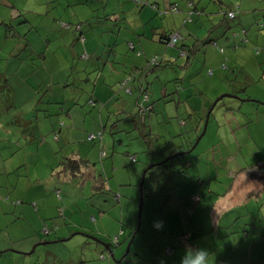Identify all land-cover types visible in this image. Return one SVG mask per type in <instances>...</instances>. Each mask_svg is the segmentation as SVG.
<instances>
[{
	"label": "crops",
	"instance_id": "crops-1",
	"mask_svg": "<svg viewBox=\"0 0 264 264\" xmlns=\"http://www.w3.org/2000/svg\"><path fill=\"white\" fill-rule=\"evenodd\" d=\"M72 1L76 3V7L72 11L74 16L69 20L74 27V29H71L72 40H74L76 36V43H73L70 47L72 49V58H70L72 68L66 69L65 72L68 78L70 74L75 72L74 70L76 69L73 68H77V72L81 71L83 74L93 71L94 73L88 76L89 80H92L89 81V83H94L91 94L99 97L112 91V88H108V84H113L115 81L120 80L123 76V67L125 69V67H128L131 63L136 64L134 63L135 61H140L144 64L143 57H138L132 52H127L126 49H128V46L123 43L133 41L135 49L142 50L145 56H150L152 54L160 55L162 46L156 42L158 36L155 35V33L165 34L174 32V30L182 32V29L174 28L176 25L177 27H182V22L189 19L188 15L190 13V7H188L186 2L187 0H182L181 3L183 4H178V7L180 12L186 16V19L180 14H173L174 16H170L166 23H162V20L157 17L155 10L147 6H137L132 0H118L117 4H113L109 7L111 8L110 10H108V8L106 9L105 6H108L107 4L110 3L111 0H70V2ZM172 1L173 0H158V10L167 11L168 5L174 3ZM192 1L194 2V0ZM235 3L240 4V11L236 14L237 19L234 21L235 27L221 23L220 17L214 14V12H223L221 7L214 11L204 6H199L195 2V11L199 13V16L192 13L190 20L197 19L201 23V27L207 30L208 33L212 31L210 39H216L219 45L225 47L224 54L228 59L227 65L235 69L242 64L249 63L246 64L249 66L252 64L253 67L251 69L253 73H255V78L260 75V71L264 70V38L259 44L262 38L260 36L262 34V36H264V32L262 33L261 31L254 37L246 24H249L250 20L254 21V18L249 16V12L259 9L260 12H264V4L260 3V0H237ZM99 4L104 7L96 8L95 5L98 7ZM48 8V0H0V32L1 27H4L6 32V34L4 33L3 35L0 33V39H2L5 44L11 37L17 38L16 45H19V52L16 53L17 55L15 54V56L10 58L14 61L9 59V61L3 62V69L0 70V80H6L13 89L15 95L21 94L19 89L27 88L29 91L32 89V85L29 83V77L32 72L29 70L28 64H32L36 60L41 64H45L48 61L47 54L51 40L45 39L44 43L43 38L41 40V38H39L40 35L37 34L39 32L38 28L35 32L32 31V28L41 27V29L49 34L58 33V36L61 35L59 32L61 29L59 27H61L64 22L59 19L57 14L51 13ZM101 11H103L102 16L100 15ZM260 12L251 16H261ZM108 15L113 19L107 20L105 16ZM129 19H131L130 25L128 24ZM190 20L185 22V27L192 28L198 26H189L192 21ZM254 23H256V20ZM168 24L172 26L169 27ZM201 27L199 29H201ZM253 27H255V24ZM240 28H245L247 30L249 42L246 44L248 45L243 46L242 44L243 47L240 46L237 50L234 48L232 49L233 41L230 39V33L233 31L237 32ZM204 29H201L200 35L205 33ZM261 29L262 28L257 26L254 30L260 31ZM7 33H9V35H7ZM183 33H187L186 28ZM67 36L68 35H61V38L66 39ZM82 36L83 39L80 38ZM121 37H123V39L117 42V39ZM80 39H82V43ZM235 39L239 41V36H236ZM253 46H260L262 50H259V53L255 54L252 49ZM66 48H68L67 45ZM203 50V59H206L204 61L205 66L199 67L197 65L196 72L195 70L188 69L187 72L178 71L179 73L177 74L171 72L174 71V69H171L167 76H165L163 73L164 70H161L162 75L159 76V79H157L155 83H153L155 78L151 79V90L154 91L153 95H151V101L155 99V104L159 108L160 105L163 104V108L170 113V103H168L170 99L168 98L178 96L179 99L184 102L186 97H192L193 93L187 90L184 85H179L180 90L176 92V87L178 85H176V82L169 81L171 77L175 78V76L180 78L193 77L191 84H195L202 88L203 86L200 83L201 80L203 78L205 80L208 79L211 87H208L209 93L203 94L206 100H212L213 97L219 93L227 91L228 84L225 78H233L234 72L227 71V68L224 69L222 67L224 58L221 54L218 53V56H216L215 52H212L214 50L213 46L208 45ZM83 53L89 55L90 58L83 59L81 57ZM121 54L124 55L119 57L118 55ZM116 56L119 58H116ZM57 58L58 57L55 59ZM166 58L167 60L171 59L167 56ZM5 60L3 52L0 51V65L2 64L1 61ZM240 60L244 61L241 65H238L237 62ZM255 63L258 67L255 66ZM182 64L183 62L180 63V65ZM181 70H183V68ZM38 72L39 70L36 71V74H38ZM189 81L190 80H187L186 85ZM20 82L23 83L20 84ZM63 83H65V81ZM62 84H60V86ZM112 87L115 89V85ZM254 88L255 87L250 85L248 90H254ZM67 91L68 89H64V91L60 89V94L66 93ZM173 104L175 105L174 111L182 107L184 112L191 115L188 121L185 122L186 125H184L186 127L185 130H188L189 138H194V130H198L199 133L202 126V124L200 125L198 105L188 104L187 107H184L182 104H179L177 107L175 101H173ZM74 109L71 110L72 114ZM193 110H195V113ZM47 111L53 114L51 119L46 118L50 126L46 129L51 131L56 127L55 125L58 124L57 121L61 119V116L58 115L59 110L57 106H47ZM95 115V111L93 110L92 116L95 117ZM101 117H103V115H101ZM80 118L81 117L75 113V119L79 120ZM156 118L157 116L153 117V120H156ZM102 119L104 120V117ZM72 120H74V114ZM238 123V119L236 120L232 115H228L226 120L215 119L214 121H209L207 126V130H209L208 139L204 138V134L197 144V146L202 144L200 150L201 156H199V158H207L208 163L202 165L199 163V160L196 162L197 165L193 172L195 178L186 177L187 174L180 175L176 173L177 175H174V179L168 182L155 179L157 180L155 183L156 185L154 186V183L152 185L154 186L152 194L154 193L153 197H155L150 198L147 203V208L152 211H148V219L146 222V227L154 230L152 233L154 235H148L149 240L147 245L150 247L138 253V259L141 260L142 263L145 264V262L150 259L152 264H181V259L188 249L196 250L205 248L214 254L215 264H264V237L240 235V231L247 227L245 225H250L252 221L254 226L247 231H252L254 234L264 233V200L259 207L260 210H258L257 205L259 202L250 198L253 197L252 194L249 196L250 192H255L262 188L261 183L249 181V186L237 187V185H233L235 182H233V177L230 176L231 183L229 185L231 186L228 185L224 191L219 188L220 184H223L218 180L219 176L223 174L222 158L225 159L227 157L232 161H236L235 165L237 167H239L240 160L241 164L245 167V162H243L237 152H234L236 146L233 141H235L236 145L253 141L251 131L253 123L249 122L246 124V132L244 133L242 130L244 128L242 126H245L244 123L241 125H238ZM163 124V126H160V129L158 128V131H164L163 135H159V137H177L176 132L179 130L170 129V120L167 122L164 121ZM260 130L264 134V126L260 127ZM116 132L119 131L116 130ZM79 135V132H66L64 136L62 135V140H59L58 143L69 146L70 150L77 151L79 155L83 157L86 156L90 161L94 160L92 156H89V152L86 153V144L79 141L78 143L74 142L79 139ZM182 139L183 138L179 137V142H183ZM116 141H118V139H115V137L111 135V137L106 138L105 144L108 148H110L109 145L114 147ZM187 141H190V139L187 138L186 142ZM13 148L15 151H18V147L15 144ZM147 148H149V146H147ZM111 149L112 156L109 159L103 161L101 165L98 164V166L94 165V167L90 166L85 169L86 184H92L91 187L94 190L96 188L98 189L99 184L102 182L99 176H105L106 174L114 177L117 172L122 171V168H125L124 171L127 172V163L128 161L131 162L128 156L124 154V151L122 152L123 149H121V147H117L116 151L118 152H115L114 148ZM148 151L150 153L149 149ZM214 151H216V155L210 158L211 152ZM34 154L38 159L36 167L33 168V172L37 174L38 169H40L44 173L51 174L53 167L56 165L55 160L57 158L53 155V150L47 145L38 146ZM66 154L67 153H65V155ZM253 155L256 161H253L251 164H255L259 161L264 164V157L257 156V154L255 155L254 153ZM9 157L8 159L10 162H15L16 165L6 170L5 158H0V196L20 200V203L14 205L0 202V211L3 214L0 218V225H5L4 227L6 228L5 232L0 227V234L5 236V233H7L0 241V264H22L24 259L17 260L15 257L16 255H22L11 249H19V252H26L31 245L37 243L35 245L37 246L38 243L43 240L40 238L42 236H40L39 232H41L40 229L44 227L52 228V225H46V221L54 217L55 208L53 205L56 204L57 198L54 193V196L48 193V191L52 189L51 186L43 184L40 180H36L34 183L25 181V177L30 175L31 171L26 168L24 171V169L21 168L24 166L25 160H22L18 154L12 156L10 153ZM210 160L212 161L211 163ZM136 161L135 157V162ZM150 162L148 165L153 164ZM217 167L221 168L217 169ZM131 170L136 172L137 167H132ZM196 180H199V182L195 183ZM102 185L104 189L103 192H105L107 186L115 192H118L119 194L115 196V199L121 204L123 193L121 187L124 186L122 181L119 180L118 183H116L118 186L117 189L112 187L109 181L106 182L104 180ZM200 186L203 188L202 195L206 191V194H204L205 198L203 197L202 201L204 208L197 211L196 214L193 213L191 217H188L187 208L190 203L189 196L197 193L199 189L201 190V188H198ZM233 188H236L237 191L233 192ZM56 190L58 189L55 188V191ZM96 193L102 195L99 189L95 191L94 195ZM102 197L105 198L104 196ZM91 202L92 201L89 200V203ZM106 202V200H103V203ZM33 203H36L37 211L33 210ZM92 205L97 204L93 202ZM89 207L90 205L86 208L83 207V212H87L90 217L91 214L96 213L94 210L89 209ZM97 216L99 219H102L100 215ZM257 217L259 218L255 220ZM91 218L92 220L94 219L93 217ZM69 221H71V218ZM157 221H162L165 229L162 227L157 230L153 226ZM65 222L67 225L64 224V222L63 225L69 226L68 222ZM11 224H19L20 226L9 228L8 225ZM86 227H88L87 230L76 228L73 232L70 231L71 227H68V229H66L67 231L56 229L58 230L57 233L54 232L53 234H55L56 238L61 237L60 239L68 237V240H65L66 242L72 240L77 235L74 234L75 231L82 233L87 232V234L92 233L96 238V233H99V231L107 237L109 235L116 237L119 231H123L121 228L117 231L114 220L107 225L108 233L106 232L107 230H103L102 228V230L95 229L97 232L94 234V229L90 228L91 225L89 223ZM185 227L189 229L190 236L187 237V240H185L183 236L177 239V237L182 234ZM233 228H235V230ZM36 231H38L37 234ZM18 232H26L27 237L20 239ZM33 232H35V234ZM69 232L72 234L67 236ZM23 240H25V248L14 247V243L23 242ZM166 245L173 246L172 256L170 257L163 254L162 249Z\"/></svg>",
	"mask_w": 264,
	"mask_h": 264
},
{
	"label": "rangeland",
	"instance_id": "rangeland-1",
	"mask_svg": "<svg viewBox=\"0 0 264 264\" xmlns=\"http://www.w3.org/2000/svg\"><path fill=\"white\" fill-rule=\"evenodd\" d=\"M49 1V10L53 14H57L59 16V19L63 21V24H68V27H64L62 24L61 27H59L61 30L59 31L61 35H68L66 39H62L61 35H57L56 33H47L41 27H33L32 31L35 32V30L38 28L39 32L37 33L40 35L39 38H43L44 43L45 39L51 40L50 48L47 54L48 61L45 64H41L36 60L32 64H28L29 70L32 72V74L29 77V83L32 85V89L30 91L27 88L19 89L21 91L20 95H16V107L21 106L19 108V111L22 112L24 115V120L19 121L20 127L18 129H10V125L8 123V118L13 120L11 118V115L7 116V112L5 111L8 109L7 107H2L0 105V139L3 137L4 141H0V158H5V169L8 170L9 168L16 165L15 162H10L8 158L10 153L12 156H15L16 154L19 155V157L24 161V166L21 168L28 169L31 171V174L25 177V181L30 183H34L36 180H40L43 184H47L48 186H51L52 189L48 191L49 194L54 193L55 197L59 200L58 202L56 200V204H54L55 212L54 217H52V220H47V224L51 226L53 224H58V230L61 229L62 231H67L68 227L70 228V231L73 232L76 228H82L86 229V225L89 223L91 225L90 228L94 229V234L97 232L95 229L98 230H107L108 233V227L107 225L113 220L115 221V225L117 227V231L119 228L123 230V234L119 237V242H123L120 246H115L112 242L113 235H109L108 237L106 235H103L102 232H97V238L95 240H88L83 238L80 235L75 236L72 240L68 242H53L46 245H37L35 250L30 253L32 250V247H34L37 243L31 245V247L26 252H19V249H11L14 252L20 253V255H16V259H24L22 264H60L62 262H74L79 260H87L91 261L89 264H107L110 262L111 264H115L114 260L117 262L120 257L124 255V252L126 250L125 245V239L127 238L128 234L133 231L135 228H138V231L136 233V239L133 241L132 245L130 246V249L128 253L124 256L122 260L119 261L117 264H141V261L136 260V254L139 253V250L141 247H139V243L141 242L140 237L146 230V222L148 219V210H147V203H145V208L143 209V212H141L139 216V197H140V190H139V183H140V177L142 174L143 169L147 167L148 163H159L164 161L168 156H170L174 150L180 145L179 138H171L170 136L166 137H157V139H153L150 141L149 148H147V144L143 141V139L140 137L138 131H136L133 128V125L131 126L132 119L130 121H123V122H116V117L111 116L113 118L114 123L111 126H108V130L106 131V137H111L110 132L112 130V136L115 137V139L121 140V143L118 141L115 142L114 147L111 145L110 148H114L115 152L117 147H121L122 152L124 151V154L127 156L134 155L136 157V162H129L127 163L126 170L125 168H122V171H119L116 173V176L111 177L110 175L103 176L104 180L106 182H110L112 187H115L116 189L118 186L116 183H118L119 180L122 181L121 188L123 189L122 193V202H117L115 199V196L118 195V192H115L113 189H110L107 186V189L105 192H102V195L100 193H95V190L92 189V184H86L87 179L83 178L82 180L77 177H70L69 179L63 178L62 176L58 175V170L54 169L51 172V174H47L42 172L40 169H38L37 174L33 172V168L37 165V159L38 157L34 154L36 152V148L38 146L47 145L52 150L57 151L59 149L60 143H56L52 140V132L47 130V127L49 126V123L47 122L46 118L43 116V110H47L46 106H52V101L54 100H60V90L59 86L64 81L66 84L71 83L72 77L67 78V73L65 72L66 69H71V63L70 58H72V49L70 48L71 45L75 42V39L72 40V30L74 29L72 22H70V18H72L74 15L72 14V11L76 7V3L73 1L70 2V0H48ZM118 0H111L110 3H108V6H105V8L110 10L109 8L113 4H117ZM135 5L141 6V7H150L153 10L152 4L153 0H132ZM160 1V0H159ZM177 1V2H175ZM182 0H173V5H176V8H178L177 12H167L162 15H158L157 17L162 20V23H166V21L169 19L170 16H174L173 14H180L181 16H184V19H186V16L180 12L178 4L181 5ZM237 0H194L196 4L199 6H204L205 8H208L210 10H217V8L221 7L223 11L227 10V8H232L235 10V5ZM180 2V3H179ZM187 5L190 8H195V4L193 1L187 0ZM158 3V0H157ZM260 3L264 4V0H260ZM172 5V4H170ZM168 5V7L170 6ZM96 8H103L102 5H95ZM207 9V11H208ZM260 10V9H259ZM259 10L249 12V16L254 18V21L256 20V23H254L253 20H250L249 24H246L247 28L251 31V33L256 37L259 32H264V12H260ZM98 11V10H97ZM240 11V10H239ZM209 12V11H208ZM260 12L261 16H251L255 15ZM103 11L100 12V15L102 16ZM215 15H218L221 20L223 17L220 12H214ZM237 19V18H236ZM129 19L128 24L130 25ZM70 22V23H68ZM185 22H182V27H176L179 29H182V31L185 30ZM61 24V23H59ZM227 24L229 26H234V20H228ZM236 24V23H235ZM255 24V27L253 25ZM169 27L172 26L168 24ZM71 26V27H69ZM237 26V25H236ZM259 26L262 28L260 31H256V27ZM165 27V25H164ZM179 30H174V32H177ZM2 35L5 32L4 27H1ZM35 34V33H33ZM9 35V33H7ZM36 35V34H35ZM75 35V34H74ZM263 35V34H262ZM260 39L259 44L261 43V40L263 41L264 36ZM1 38V36H0ZM83 39V36L80 37ZM8 39V38H7ZM82 39H80L82 43ZM123 39V37L118 38L117 42H120ZM254 39V38H253ZM17 38L11 37L6 41L4 44L2 39H0V51L3 52V55L5 57V61H1L2 64L0 65V70L3 69V62L9 61V59L13 56H15L16 53L19 52V45H16ZM124 45L127 43H123ZM66 45L68 48H66ZM81 47V46H79ZM259 47V50H262ZM127 52H130L128 49H126ZM264 51V49H263ZM17 55V54H16ZM124 54L118 55L119 57H122ZM116 56V58H119ZM58 57L57 59H55ZM14 61L13 59H10ZM52 60V61H51ZM178 61L183 62V58H178ZM244 60H240L237 62L238 65H241ZM119 62V61H117ZM77 64V63H76ZM80 64V63H79ZM18 66V65H17ZM255 66L258 67L255 63ZM20 68V67H19ZM241 68H245L242 77H245V81L242 79L239 80L240 84L239 86L246 84H249L250 79L255 76V73L252 71V66L242 64L241 66H238L235 68L237 71H240ZM39 70L38 74H36V71ZM157 72V71H156ZM153 78V76H152ZM255 82V81H254ZM23 82H20L22 84ZM257 83V82H256ZM236 88L229 89L230 91H233L236 89L239 91L243 87H239L237 84H234ZM251 86L255 87L254 90H248L249 95H251V99L264 103V83H252ZM18 89V88H17ZM68 89H70L67 92V95H65L64 99L65 101H68V98H75L76 95H74V89L71 86H68ZM226 94V93H224ZM229 94V93H227ZM241 96H243L244 93L240 92ZM247 95V94H246ZM247 95V96H249ZM67 97V98H66ZM256 97L258 99H256ZM2 97L0 96V100ZM79 101L83 104L85 100L87 99L86 96L77 97ZM101 99L97 103V107L95 108V111L98 112V110H102V115L104 117V120L107 121V117L110 115L108 113L109 110H111V106L103 107L100 103ZM2 102V101H1ZM1 104H4V100ZM114 104V103H113ZM239 107L238 113L235 112L236 117L239 119L238 125H241L244 123L245 126L242 130L243 133L246 132V124L251 121L253 124L251 126L252 131V138L253 141H248L246 144L240 143L235 144L236 149L234 152H237L240 156V158L245 162V167L249 164H251L253 161H256L253 153L264 155V134L261 132L260 127L264 126V106L263 105H256V103H239L232 97H224L219 102L218 105L214 108L209 121H214L215 119H223L226 120L229 114L224 113L225 109H229L232 106ZM170 113L167 115L163 114L165 116H169L171 119L170 129H177V130H185V126L178 125L177 120L174 118V104L170 103ZM240 112L245 113L247 118H244ZM134 113V112H133ZM155 113L157 115H160L159 111L157 110V107L155 106ZM12 114V112L10 113ZM96 119L99 121V117L96 115ZM233 117V116H232ZM178 118L185 119L186 117L184 115H178ZM235 118V117H234ZM237 118H235L237 120ZM169 119V120H170ZM188 121V120H187ZM16 124V123H15ZM128 125V127H127ZM163 122L160 123V126H163ZM25 128V129H24ZM120 129L119 132H115L116 130ZM45 129V130H44ZM207 130V129H206ZM18 131H25L26 135L22 136L20 138V141L18 140V137L16 136V132ZM186 131V130H185ZM157 136L163 135L164 131H154ZM243 136V135H242ZM209 137V130L205 133V139H208ZM153 138V137H151ZM43 139V140H42ZM192 140V137L190 138ZM242 139V137H241ZM252 140V139H251ZM17 144L19 150L15 151L13 146L14 144ZM146 145V146H143ZM202 148V144L197 146L193 152L190 154H184L181 156H178V158H173L168 161H166L164 164H161L160 166L154 167V176L152 179L154 180L155 175H157V180H163V181H171L174 179V175H177L176 173H173V175H163V172L168 173L170 170H175L177 168L185 169L184 167H187L190 165L191 167L188 169L189 174L193 175L194 169L196 168L197 163L195 162V159L202 165H205L208 163L207 158H202L200 155V150ZM150 150L149 151L147 150ZM112 150V149H110ZM111 152V151H110ZM214 155H216V151L211 152L210 158H212ZM57 158L55 160L56 164L58 160H60L61 156L60 154L56 155ZM212 161L210 160V163ZM218 162V161H217ZM223 165L225 164L224 161L222 162ZM182 164L184 167H180L179 165ZM244 164V163H243ZM137 167V171L133 172L131 170L132 167ZM212 167V166H211ZM244 166L241 164L239 160V168H243ZM221 167H217V169H220ZM236 169V165L233 161H229L226 165V167H223V174L219 176V181L223 184H220V187L222 191L225 190V188L231 183L230 182V176L233 177V182H235L233 185L238 186H249V183L246 182V180H243L241 177V174L238 173L239 171ZM229 173V174H228ZM237 173V179L234 178V176ZM121 175V177H120ZM179 177V176H178ZM126 181V182H124ZM232 182V183H233ZM148 184H151V182L146 181L145 182V188H147ZM231 186V185H229ZM55 188L59 190L58 196L55 192ZM237 191V189L233 188V192ZM53 195V196H54ZM104 196L105 198H103ZM9 198V197H6ZM89 200L92 201L89 203ZM103 200H106V203H103ZM0 202H6V203H13L12 198H9L8 200L5 199V197L0 196ZM96 203L97 205H92ZM89 209H92L95 211L96 214H91L90 217L87 212H83V207L86 208L89 206ZM100 206V208H99ZM143 208V203H142ZM141 208V209H142ZM142 211V210H141ZM97 215H100L102 219H99ZM3 216L2 212L0 211V218ZM91 217L94 219L92 220ZM71 218V221L69 219ZM96 222H95V221ZM67 221L69 226L63 225V222ZM141 223V227H140ZM5 225H0V227L6 232ZM9 228H15L20 226L19 224L16 225H8ZM76 227V228H75ZM140 228V229H139ZM165 229V226H163ZM57 230V231H58ZM56 231V233H57ZM38 231H36L37 234ZM35 234V232H33ZM26 232H18V236L20 239H24L27 237ZM72 234V233H70ZM69 234V235H70ZM7 233H5V236ZM42 235V233H41ZM67 235V236H69ZM3 234H0V241L2 238L5 237ZM41 239L49 238L54 239L55 234H52L48 237H40ZM145 243L143 245H146V242H148V239L144 240ZM25 240L23 242H16L14 243V247L25 248ZM106 246L111 249L114 256L113 259L110 258L109 252L106 249ZM143 248L146 249V246ZM16 253V254H17ZM100 254H103L105 259H102ZM24 255V256H23ZM145 264H152L151 260L149 259Z\"/></svg>",
	"mask_w": 264,
	"mask_h": 264
},
{
	"label": "trees",
	"instance_id": "trees-1",
	"mask_svg": "<svg viewBox=\"0 0 264 264\" xmlns=\"http://www.w3.org/2000/svg\"><path fill=\"white\" fill-rule=\"evenodd\" d=\"M189 1H192V0H189ZM156 5H157V1H156ZM239 5H240L239 3H236L235 10H233L232 8H227V10L221 12L223 14L222 15L223 17L220 20L221 23L227 24L228 20H234L235 21L236 14L239 12ZM154 10L159 15L163 14V13L160 14V10H158V7ZM166 10H167V12H171L168 10V8ZM192 13H195L197 16H199V13H197L195 11V8H190V13L188 15L189 19H187L188 21L190 20V16ZM105 18H107V20L113 19L109 15L105 16ZM187 20H185V21L187 22ZM193 25H198V26L192 27L193 29L190 27H184L187 29L186 34H184L183 31L182 32H180V31L169 32V33H165V34L164 33L163 34L155 33V35L158 36L156 39V42H158L162 46V51H161L160 55L159 54H157V55L152 54L150 56H145V54L142 50L135 49V44L133 41H128V43H127L128 50L130 52H132L133 54L137 55L138 57H143L144 64L141 63L140 61H135L134 63H136V64L131 63V64H129L128 67H125V69L123 67L122 68V71L124 70L122 72L123 76L120 78L119 81H115L113 84H108L109 85L108 88H112V91L110 93H106L105 94L106 96L104 95L105 97L104 96L99 97V96H96L94 94L93 95L91 94L92 86L94 83H89V81H92V80L91 79L89 80L88 76L90 74H93L94 73L93 71H90L89 73L85 72V74H83L81 71L77 72V70H78L77 68H73L76 70H74L75 72H73L72 74L69 75L70 78L72 77L71 83H69V84L63 83L58 88H59V90L61 89V91H64V89H68V86H71L74 88L72 90H74V94H76V97L75 98L74 97L68 98V101H65L64 97H65V95H67V92L70 90V89H68V91L66 93L60 94L62 97V98H60V100H54V101H52V103H49V104L54 105L55 107L56 106L58 107V110H59L58 115L61 116V119H59L57 121L58 124L57 125L54 124L56 127L53 128L50 132H52V140L56 143L59 140H62V135L64 136L66 132H72V133L73 132H79L80 133L79 139L74 141V142L78 143V141H79V142L86 144V146H87L86 147V150H87L86 153L89 152V156H92L94 158V160L90 161L89 159L86 158V156L83 157V156L79 155L77 151L70 150L69 146H66L64 144H60L59 149L57 151L54 152V150H53V155L55 157H57L56 155H58V154H60V156H61L60 160H58L56 166L54 167V169L58 170L59 176H62L63 178H66V179H69L70 177H77V178H80L82 180L83 178H85V175H86L85 169H87L90 166L94 167V165H97V166H98V164L101 165V163L103 161L109 159L112 156V150H110L111 148H108L105 144L106 138H107L106 137V131L108 130V126H111L114 123V120H113V118H111V116L116 117V122H123V121L126 122V121H130V119H132V122L130 123L131 126L133 125V128L136 131H138L140 137L147 144V146H149L150 141H152L153 139H157V137H159V135L157 136L154 131H158V127H159L160 123H162L164 121L167 122L170 119V117L169 116L164 117L163 114L167 115L168 112L163 108L164 107L163 104H161L160 108H159L155 104V102H156L155 99H154V101H151L152 100L151 95H153V93H154V91L151 90V83H152L151 79L155 78V80L153 81V83H155V81L157 79H159V76L162 75L161 70H164L163 73L165 76H167V74L170 72L169 70H171V69H174V71H171V72H175L177 74L179 73L178 71H186L187 72L188 69L195 70V72H196V66L197 65L199 67L205 66L204 61L206 59H203V55H204L203 49L208 45L213 46L214 50L212 52H215L216 56H218V53L223 56L224 60L222 61V67L224 69L227 68V71L234 72L233 78H225L226 83L228 84L227 91L219 93L218 95L213 97L212 100H206V98L203 94L209 93L208 87H211L210 82L208 81L207 77H206L207 80H205L203 78L200 82L203 86V88H202V87H198L195 84H191L193 77L192 78H189V77H183V78L181 77L180 78V77L175 76V78L171 77V79H169V81L170 82H176V85H178L176 87V92L178 90H180L179 85H184L187 88V90H189L191 93H193V95L191 98L186 97L184 102L181 101L178 96L168 98V99H170L168 103H173V101H175L177 107L179 104H182L184 107H187L188 104L189 105H193V104L198 105L200 125L202 124L200 132L202 131L205 115H206L209 107L211 106V104L213 103V101L215 99H217L220 95H223L224 93H226V94L229 93V95H231L232 98L235 99L236 101H238L239 103H244V102L256 103V105H263L264 106V103L252 100L251 95H249V93H248V87L252 83H255V84H257V83L261 84L262 82L264 83V70L260 71V75L256 76L255 78L254 77H252V79L249 78L251 81V82H249V84H246V82H244L245 83L244 85L239 86V84H240L239 80L240 79L245 81V77L244 76L242 77V74H243L245 68H241L240 71H237L233 67H230V65H227L228 59L224 54L225 47H222L221 45H219L217 43L216 39H212V38L210 39V35L212 34L211 33L212 31L209 30L210 32L208 33L207 30H205L203 27H201V23L197 19H193L190 22L189 26H193ZM200 27H201V29L205 30L204 34L200 35V31H201V29H199ZM189 31H191V32H189ZM172 33H177V35H178V37L174 40V42L171 40V37H170L171 36L170 34H172ZM207 34H209V35H207ZM236 36H239V41L237 39H235ZM230 39L233 41L232 42V49L234 48L236 50L238 48H240V46H242V44H243V46L248 45L246 43L249 42V37L247 36V30L245 28H240L237 32H235V31L231 32L230 33ZM130 44L132 45L131 47H130ZM252 49H253V52L255 54L259 53V48L253 46ZM166 56L170 57L171 59L167 60ZM81 57L83 59L90 58V56L87 55L86 53H83L81 55ZM179 57L183 58V64L182 65H180L181 62L178 61ZM246 64H249V63H246ZM125 65H128V64H125ZM260 65H262V64H260ZM250 66L253 67L252 64H250ZM182 68H183V70H181ZM189 74H192V73H189ZM152 76H153V78H152ZM87 77H88V79H87ZM225 77H227V76H225ZM187 80H190V81L186 85ZM177 82H178V84H177ZM233 84H237L239 87H243V88H241L239 91H237L236 89H234L233 91H230L229 89L236 88ZM114 85H115V89L112 87ZM75 91H76V93H75ZM240 92L244 93L243 96H241ZM246 94L249 96H247ZM0 96L2 97V99L0 100V105L2 107L8 108L5 110L7 112V116L11 115V118L13 119L12 121L10 118H8V120H7L9 125H10L9 128L10 129L11 128L12 129H18L21 126L19 121L23 122L24 115L22 114V112L19 111V108L21 106L16 107V95L14 94L13 89L9 86V84L6 80H0ZM81 96L87 97V99L85 100V102L83 104L81 103V101H79V99H77V97H81ZM168 96H170V95H168ZM100 99H101L100 103L102 104L103 107L114 105L113 107L111 106V108H110L111 110L108 111V113H110V115L107 117V121H104L102 119L103 117H101L102 110L99 109L98 112L95 111V108L97 107V103L99 102ZM3 100H4V104H1L3 102ZM217 105H218V102L215 105V107ZM155 106L157 107V110L159 111L160 115H157L155 113ZM214 108H213V110H214ZM46 109H47V106H46ZM72 109H74V111H73L74 120H72V116H73V114L71 112ZM174 109H175V105H174ZM93 110L95 111V114L99 117V121H98V119H96V117L92 116ZM213 110H212V112H213ZM238 111H239V107L237 105V107L232 106L229 109H225L224 113L232 115L233 117L237 118L235 115V112L238 113ZM11 112H12V114H10ZM193 112L195 113V110H193ZM212 112L210 113V116H211ZM75 113L78 116H80L82 118V120H81V118L79 120H76L75 119ZM174 113H175L174 118L177 120L178 125H181V126H185L186 125L185 122H187V120L191 116V115L187 114L186 112H184L182 107H179V109L174 111ZM240 113L242 114V116L244 118L248 117V116L246 117V115H244L245 113H243V112H240ZM179 114L184 115L186 118L185 119L178 118ZM43 116L45 118L51 119L53 114L49 113L47 110H43ZM155 116H157V118H156V120H153V117H155ZM209 120H210V117H209ZM209 120H208V123H209ZM170 121H171V119H170ZM249 122H251V121H249ZM117 130L120 131V129H118V128H117ZM200 132L198 133V130L195 129L194 130V138L192 137V140H191L188 136V130L187 131H185V130L177 131L176 136L178 138L179 137L183 138L182 139L183 142H180V145L176 148V150H174L173 153L170 156H168L166 159L170 160L171 159L170 157L173 155H174L173 158H178V156H181L184 154H190L191 152L190 153H186V152L192 147L195 139L198 137ZM16 134H17L16 136L18 137V140L20 141L21 135L22 136L26 135V132L25 131H18V132H16ZM60 135H61V137H60ZM111 135H112V130L110 132V136ZM151 137H153V138H151ZM173 138H175V137H173ZM187 138L190 139V141L186 142ZM0 141H4L3 137L0 139ZM118 142L120 143L121 140H118ZM15 145L17 146L16 143H15ZM71 145H75V144H71ZM196 147H197V145L194 147L192 152L195 150ZM17 150H19V148ZM70 151H72V152H70ZM65 153H67V154L65 155ZM255 155H256V153H255ZM258 155H259V153H258ZM260 156L264 157L263 154H260ZM128 158L130 159L131 162H135V156L134 155H130V156H128ZM223 161L225 163L223 165V167H226L227 163L229 161H232V160L228 159L226 157L225 159L222 158V162ZM195 162H197L196 159H195ZM233 162L235 163L236 161H233ZM158 166H160V165H158ZM179 166L184 167L182 164H180ZM154 167H156V166H154ZM154 167L149 169L145 173V176H144V182H143V186H142L143 208L141 209L142 210L141 212H143V209L145 208V203H148L150 198H152L153 194H154V193L152 194V192H153L154 186L156 185L155 183L157 181V180H155V179H157V175H155L154 180L152 179V177L155 174L153 171ZM190 167L191 166L188 165L187 167H184L185 169L177 168L175 170H170L168 173L163 172V175H173V173H178L180 175L187 174L186 177H189V178H195L193 175L189 174L188 169ZM238 168L239 167L236 166V169H238ZM238 170L239 171H237V172L241 174V176H242L241 178L243 180H246V182L249 183V181H252V182H260L261 183V185H262L261 189H259L258 191H255V192L252 191L249 193V196H251V194L253 195V197H250L251 199H254L257 202H259L257 205V208H258V210H260L259 207L261 206L262 201L264 200V196H263V193H264V164H263V162L259 161L255 164L247 165L246 167L240 168ZM99 177L101 178L102 182L99 184L98 189H99V191L103 192L104 189H103L102 184L104 183V179H103V176H99ZM234 178H237V173L234 176ZM146 181L151 182V184H148L147 188H145V182ZM198 182H199V180L195 181V183H198ZM153 183H154V186H152ZM198 188H201V190L199 189L197 193L189 196L190 203H189V206L187 208L188 217H191L193 213L196 214L197 211L204 208L202 205V203H203L202 201H203V197L205 198L204 194H206V191L202 195L201 193H202L203 188L201 186ZM98 189L96 188L95 191H97ZM55 192L58 195L59 190H56ZM57 197H59V196H57ZM5 199L8 200L9 198L5 197ZM139 199H140V197H139ZM12 202L13 203H10V204L18 205L20 203V200L12 199ZM58 202H60V199L58 200ZM205 204H207V203H205ZM32 208L34 211H37L36 203L32 204ZM147 210L152 211L149 208H147ZM141 212H140V214H141ZM258 218L259 217H257L255 220H257ZM48 220H52V219H48ZM64 224L67 225V223L65 221H64ZM46 225H47V223H46ZM232 226H234V225H232ZM245 226H247V227H245L244 229H242V231H240L241 236L242 235H249L248 237H252V236L264 237V233L254 234L252 231H250V232L247 231L250 228L252 229V227L254 226L253 221L250 223V225L246 224ZM51 227L52 228L44 227L43 229H40L41 230V232H39L40 236L44 235V237H48V236L52 235L54 232L56 233V231H57L56 229H58L59 226H58V224H56L54 226L52 224ZM140 227H141V223H140ZM233 229L235 230V228H233ZM137 231H138V228H135L133 231H131L128 234L127 238L124 241L126 247H127L128 242L130 241L133 234H135L133 237V241L136 239ZM153 232H154V230L146 227L145 232L140 237L141 242L139 243V247H141V248L139 251L145 250V248H143L144 246H146V249L150 247L147 245V242H146V245H143V243H145L144 240L148 239V237ZM189 232H190L189 229H187L185 227L184 230L182 231V234H180L177 237V239H180L183 236L185 238V240H187V237L190 236ZM41 233H42V235H41ZM69 234H70V232H69ZM74 234L81 235L83 238H86L88 240L89 239L90 240L96 239V237L93 236L92 233L87 234V232L82 233V232L75 231ZM122 234H123V231H119V234H117L116 237H112V242L115 246H120L121 244H123V242H121V243L119 242V237ZM234 234H236V233H234ZM153 235L154 234H152V236ZM60 238L61 237H59V238L55 237V239L44 238L43 240H41L38 243V245H46V244L53 243V242H65V240H68L67 239L68 237L65 239H60ZM133 241H132V243H133ZM43 242H47V243L43 244ZM66 242H68V241H66ZM132 243H131V245H132ZM172 248H173L172 245L164 246L162 249L163 254L168 256V257L172 256V250H173ZM106 249L109 252L110 258L113 259L114 254L111 251V249L108 247H106ZM100 256L102 259H105L103 254H100ZM120 258L121 259H119V260H122L124 258V256H121ZM136 260H139L138 254H136ZM139 261H141V260H139ZM90 262L91 261H87V260H79V261H74V262H70V261L69 262H62L60 264H89ZM114 263L117 264L119 262H116L114 260ZM103 264H105V263H103ZM107 264H111V263L108 262ZM141 264H144V263L141 262Z\"/></svg>",
	"mask_w": 264,
	"mask_h": 264
},
{
	"label": "water",
	"instance_id": "water-1",
	"mask_svg": "<svg viewBox=\"0 0 264 264\" xmlns=\"http://www.w3.org/2000/svg\"><path fill=\"white\" fill-rule=\"evenodd\" d=\"M224 97H232L231 95L229 94H223V95H220L217 99H215L213 101V103L211 104V106L209 107L206 115H205V119H204V123H203V127H202V131L201 133L198 135V137L195 139L194 141V144L192 145V147L186 152V153H190L192 152V150L194 149V147L198 144L199 140L204 136V134L206 133V129H207V125H208V120H209V117H210V113L212 112L213 108L215 107V105L217 104V102H219L222 98ZM180 154V153H179ZM174 157L171 156L170 158L172 159ZM168 159H165L164 161L162 162H159V163H153V164H150L148 165L142 172L141 174V178H140V183H139V190H140V199H139V206H138V210H139V216H140V212H141V208H142V186H143V182H144V176H145V173L153 168L154 166H158V165H161L163 164L164 162H166ZM135 234L132 235L130 241L128 242V245L126 247V250H125V253L123 256H125L127 254V252L129 251V248H130V245L133 241V237H134ZM92 238V237H91ZM93 239V238H92ZM94 240V239H93ZM47 242H43V244H45ZM36 246L32 247V250L30 251V253H32L34 251ZM107 247V246H106ZM109 248V247H108ZM120 260H118L117 262H119Z\"/></svg>",
	"mask_w": 264,
	"mask_h": 264
},
{
	"label": "clouds",
	"instance_id": "clouds-1",
	"mask_svg": "<svg viewBox=\"0 0 264 264\" xmlns=\"http://www.w3.org/2000/svg\"><path fill=\"white\" fill-rule=\"evenodd\" d=\"M157 230L163 227L162 221H157L153 225ZM181 264H215L214 254L208 249H188L181 259Z\"/></svg>",
	"mask_w": 264,
	"mask_h": 264
},
{
	"label": "built area",
	"instance_id": "built-area-1",
	"mask_svg": "<svg viewBox=\"0 0 264 264\" xmlns=\"http://www.w3.org/2000/svg\"><path fill=\"white\" fill-rule=\"evenodd\" d=\"M136 2H137V0H135ZM156 1L157 0H153V4H152V6H153V8H157V5H156ZM168 10L169 11H171V12H177L178 11V8H176V5H170L169 7H168ZM167 11H160V14L161 13H166ZM64 25V27H67V25L66 24H63ZM171 36V40L174 42V40L178 37V35H177V33H172V34H170ZM132 45L130 44V47H131Z\"/></svg>",
	"mask_w": 264,
	"mask_h": 264
}]
</instances>
